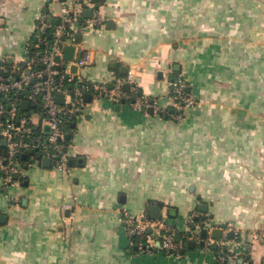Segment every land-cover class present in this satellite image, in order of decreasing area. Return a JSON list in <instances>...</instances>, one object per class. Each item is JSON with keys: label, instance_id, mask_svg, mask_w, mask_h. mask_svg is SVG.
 I'll list each match as a JSON object with an SVG mask.
<instances>
[{"label": "crops", "instance_id": "1", "mask_svg": "<svg viewBox=\"0 0 264 264\" xmlns=\"http://www.w3.org/2000/svg\"><path fill=\"white\" fill-rule=\"evenodd\" d=\"M60 3L0 0V66L24 56L37 14L58 20ZM66 3H82L84 21L101 18L69 45L87 61L75 73L127 85L126 98L87 95L85 116L71 125L67 174L36 153L25 154L20 185L2 190L0 174V264H263L264 0ZM177 78L198 99L182 120L130 106L141 97L171 112ZM155 206L180 228L197 213L208 227L201 238L213 243H188L181 259L157 248L135 254L121 211L152 218ZM228 224L239 240L217 227ZM225 239L238 243L222 247Z\"/></svg>", "mask_w": 264, "mask_h": 264}, {"label": "built area", "instance_id": "2", "mask_svg": "<svg viewBox=\"0 0 264 264\" xmlns=\"http://www.w3.org/2000/svg\"><path fill=\"white\" fill-rule=\"evenodd\" d=\"M61 12L58 23L51 25L56 17L41 10L33 28L32 39L25 45L24 56L10 66H0V174L1 189L18 186L25 177L20 156L30 151L39 153L49 160L51 168L63 174L68 173V161L73 150L69 140L73 130L71 125L86 114L87 95L94 99L118 101L125 99L126 93L121 83L112 86L92 82L72 70L87 64L86 59H64L66 46L74 44L77 36L94 32L101 23L99 15L83 20L82 3L67 4L61 0ZM51 18V22H48ZM77 23L74 29L71 24ZM50 28V40L45 38ZM132 84L131 92L136 94L132 78L126 79ZM62 101H56V96ZM168 100L171 112L149 104L144 98L130 99L133 108L146 110L152 108L155 113L172 120H182V109L192 107L198 101L197 96L188 92V84L177 78L171 85ZM21 102L28 103L26 110ZM48 128V130L46 129ZM5 142L4 149L1 143ZM197 213H192L185 228L173 225L166 218H150L146 211L131 214L122 209L120 222L128 239L129 247L135 248V254L150 253L157 248L167 257L181 259L182 251L190 242H203L210 246L212 240H203L201 232L208 227L197 221ZM224 233L235 232L237 240L240 234L231 225L217 226ZM258 239V236H254ZM158 243L156 247L155 243ZM238 243L222 241V247ZM225 258L221 255L220 260ZM264 264V263H263Z\"/></svg>", "mask_w": 264, "mask_h": 264}, {"label": "water", "instance_id": "3", "mask_svg": "<svg viewBox=\"0 0 264 264\" xmlns=\"http://www.w3.org/2000/svg\"><path fill=\"white\" fill-rule=\"evenodd\" d=\"M50 2H51V0H47V7H49L48 5L50 4ZM47 11H49V8L47 9ZM83 13H84V16H85V17H89V15H90L89 12H86V11H84ZM48 22H51V18H48ZM54 23H58V20H55ZM79 41H80V38H77L76 42H79ZM73 54H74V47H72V46H66L65 49H64V56H63L64 59H65V60H70V59L73 57ZM72 70L75 71V70H76V67L73 66ZM123 90H124V91H127V90H128V86H127V85H123ZM138 95H141V94H138ZM87 100H89V96H87ZM56 101H62V100H61V96H59V95L56 96ZM20 107H21L23 110H26L27 107H28V103H26V102H21ZM73 126H74V125H73ZM46 129L48 130V128H46ZM1 144H2L3 147L5 146V142H2ZM28 154H29V155H33L34 153H33L32 151H30ZM22 157L25 158L26 155L24 154V155H22ZM36 157L39 158V159H41V161H42V163H43L44 165H48V163H49V160H48V159H46V158H42L41 155H40L39 153H36ZM150 214H151V217H152L154 220H158V219L161 218L160 210H159V208L156 207V206H155V207H152V208L150 209ZM0 218H1V216H0ZM206 234H207L206 231L203 230V231H202V236L205 237ZM213 234L217 235V238L219 239V235L221 234V230L216 229V230L213 231ZM228 236H230V235H228ZM201 243H203V242H201ZM188 247H189V248H194V247H195V243H194V242H190V243L188 244Z\"/></svg>", "mask_w": 264, "mask_h": 264}, {"label": "trees", "instance_id": "4", "mask_svg": "<svg viewBox=\"0 0 264 264\" xmlns=\"http://www.w3.org/2000/svg\"><path fill=\"white\" fill-rule=\"evenodd\" d=\"M51 25H54V22H52ZM45 38H46L47 40H50V28H47L46 33H45ZM32 40H34V38H33ZM20 160H21L22 162H24V159H23L22 156H20Z\"/></svg>", "mask_w": 264, "mask_h": 264}]
</instances>
